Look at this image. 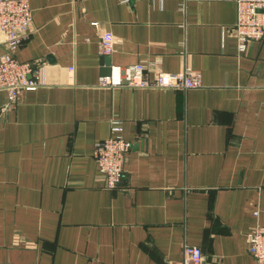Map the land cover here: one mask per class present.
Wrapping results in <instances>:
<instances>
[{"label":"crops","instance_id":"1","mask_svg":"<svg viewBox=\"0 0 264 264\" xmlns=\"http://www.w3.org/2000/svg\"><path fill=\"white\" fill-rule=\"evenodd\" d=\"M29 2L17 56L41 84L14 102L0 89V264H175L185 243L204 264H264L249 250L264 225V38L239 50L236 0ZM143 61L202 85H99ZM113 122L133 147L109 188L94 150Z\"/></svg>","mask_w":264,"mask_h":264},{"label":"built area","instance_id":"2","mask_svg":"<svg viewBox=\"0 0 264 264\" xmlns=\"http://www.w3.org/2000/svg\"><path fill=\"white\" fill-rule=\"evenodd\" d=\"M132 0H121L129 3ZM237 18L232 30L238 40L239 50L245 51L249 44L264 38V0H236ZM33 31V14L29 0H0V34L6 51L0 59V89L9 91L14 102L23 89L36 88L41 81L40 69L30 61H21L18 50L24 39ZM115 49L112 32L102 34L99 41V54L110 56ZM69 70H74L70 67ZM153 72L154 74H151ZM31 75H33L31 77ZM123 78L102 76L99 85L106 87H139L189 89L202 85L201 72L185 68L179 72L155 70L149 62H138L123 69ZM123 128L116 122L111 127V135L95 144L94 157L103 174L107 186L116 188L124 176V163L133 143L122 135ZM249 250L264 263V225H256L249 233ZM202 248L185 243L182 257L175 264H204Z\"/></svg>","mask_w":264,"mask_h":264},{"label":"water","instance_id":"3","mask_svg":"<svg viewBox=\"0 0 264 264\" xmlns=\"http://www.w3.org/2000/svg\"><path fill=\"white\" fill-rule=\"evenodd\" d=\"M103 58H104V62L109 64V60L108 59L110 58V56H103Z\"/></svg>","mask_w":264,"mask_h":264}]
</instances>
